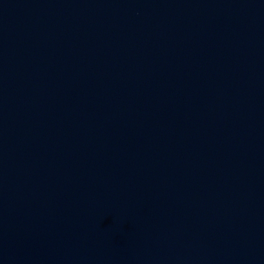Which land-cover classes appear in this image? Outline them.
<instances>
[{"label":"water","instance_id":"obj_1","mask_svg":"<svg viewBox=\"0 0 264 264\" xmlns=\"http://www.w3.org/2000/svg\"><path fill=\"white\" fill-rule=\"evenodd\" d=\"M0 264H264V0H0Z\"/></svg>","mask_w":264,"mask_h":264}]
</instances>
